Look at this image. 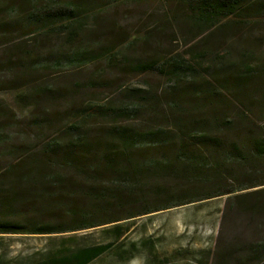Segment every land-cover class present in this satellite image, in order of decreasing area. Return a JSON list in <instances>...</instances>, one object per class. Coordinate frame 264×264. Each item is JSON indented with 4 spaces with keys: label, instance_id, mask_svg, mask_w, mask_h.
I'll return each instance as SVG.
<instances>
[{
    "label": "trees",
    "instance_id": "16d2710c",
    "mask_svg": "<svg viewBox=\"0 0 264 264\" xmlns=\"http://www.w3.org/2000/svg\"><path fill=\"white\" fill-rule=\"evenodd\" d=\"M119 1L0 0V48L34 39L0 53V92L20 109L0 98V264H87L105 244L24 256L7 237L221 195L237 223L205 264H264V187L244 191L264 179L243 183L264 173V53L231 36L264 22V0H124L154 6L128 36ZM49 32L61 40L36 39ZM177 32L184 49L162 45ZM147 73L165 88L130 85Z\"/></svg>",
    "mask_w": 264,
    "mask_h": 264
},
{
    "label": "rangeland",
    "instance_id": "374dc122",
    "mask_svg": "<svg viewBox=\"0 0 264 264\" xmlns=\"http://www.w3.org/2000/svg\"><path fill=\"white\" fill-rule=\"evenodd\" d=\"M119 1L110 12H116L119 19V31L116 33L128 36L140 25H147L146 20L154 6L148 2L123 3ZM123 3V4H122ZM118 10V11H116ZM248 30H236L231 34L235 39L243 38L245 49L252 48L264 53V22L251 25ZM147 28V27H146ZM144 28V29H146ZM61 36L49 32L46 35L36 36L37 40L58 42ZM181 32L171 33L168 39L162 40V45L168 49L182 50L185 48ZM30 37H24L23 43L12 41L0 53L7 51L8 47L20 46L33 42ZM12 49V48H10ZM61 74L66 80L74 78V72L65 69ZM132 87H150L157 91L165 88V80L156 73L128 76ZM128 78L125 81H128ZM122 82L116 77L115 83ZM0 98L20 110L13 102V91L0 92ZM21 113V112H20ZM243 183H253L264 179L261 171H249ZM244 176V177H245ZM264 187L256 186L244 191ZM173 191V189H170ZM227 195L202 199L167 209L158 210L132 218H124L115 223L100 225L87 229L65 232L57 235H12L8 240L13 242L11 251L15 254L22 251L24 256L41 252L54 246L71 247L81 244H105L103 253L87 264H205L210 260L211 250L214 248L220 235L230 238L236 219L234 213L225 208ZM115 228L119 235L115 237ZM220 234V235H219Z\"/></svg>",
    "mask_w": 264,
    "mask_h": 264
}]
</instances>
